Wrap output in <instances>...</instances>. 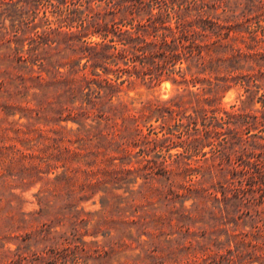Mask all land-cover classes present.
Instances as JSON below:
<instances>
[{
  "label": "rangeland",
  "instance_id": "rangeland-1",
  "mask_svg": "<svg viewBox=\"0 0 264 264\" xmlns=\"http://www.w3.org/2000/svg\"><path fill=\"white\" fill-rule=\"evenodd\" d=\"M0 264H264V0H0Z\"/></svg>",
  "mask_w": 264,
  "mask_h": 264
},
{
  "label": "trees",
  "instance_id": "trees-1",
  "mask_svg": "<svg viewBox=\"0 0 264 264\" xmlns=\"http://www.w3.org/2000/svg\"><path fill=\"white\" fill-rule=\"evenodd\" d=\"M109 3H113V0H109ZM126 5V4H124ZM128 8H130V12L131 14H133V9H134V4H130V5H126ZM132 21L135 19V16L132 15L131 17ZM132 24V22H131ZM107 25V24H106ZM108 25H107V29H106V33H103V35L105 37H102V41H99V42H95L94 45L95 46H100L102 45V47L104 46H107L105 44V38L108 37ZM155 36V39L152 40L151 42H147L145 39L142 41H140V43L142 42V44H135L133 45V48L136 50V51H143L144 49H146L147 47H157L159 45V43H162V41L160 42V37H162V40L164 41V43L166 45H169V42H168V39H167V36L166 35H161V34H157V35H154ZM130 38L131 40H135L136 37H133L132 36V33H130ZM189 39V38H187ZM129 42V41H128ZM128 42L124 43V44H127ZM104 44V45H103ZM196 46H199L201 48V45H196ZM110 48H116V46H113V47H110ZM209 48V47H208ZM109 49V48H108ZM123 50V49H122ZM99 52V51H98ZM240 52V51H239ZM114 53H115V50L112 52L111 49H109V51H105V53H103V57H104V61L106 62V65H107V68L105 70H110V61L111 59L113 58L114 56ZM199 54H200V58L203 57L202 55V50L200 49L199 50ZM112 64H115V62L113 61ZM117 70H120L119 68ZM176 71L173 69L170 71V74H173L175 73ZM95 75H98V73H94ZM152 77V76H151ZM176 80V79H175ZM125 80L122 81V83H124ZM116 86V84L113 83L112 79L110 78H106V84H98L97 85V88L95 89L96 91H98V94H100L99 97H106L107 101H110L111 104V107L114 108V110H117L120 109L121 111H124V110H129V109H132V110H135L134 107H131L133 106V102H127L125 100H118V102L115 104L113 102V98L115 96L114 93H112L111 91V88H114ZM89 90H91V85L89 84ZM104 90V91H103ZM89 104L91 105H96V103H93V100H89L88 102ZM132 104V105H131ZM124 118V117H123ZM128 118V117H127ZM136 117H135V113L132 114V118L131 120L135 121ZM125 120V118H124ZM137 120V119H136Z\"/></svg>",
  "mask_w": 264,
  "mask_h": 264
},
{
  "label": "bare ground",
  "instance_id": "bare-ground-1",
  "mask_svg": "<svg viewBox=\"0 0 264 264\" xmlns=\"http://www.w3.org/2000/svg\"><path fill=\"white\" fill-rule=\"evenodd\" d=\"M166 86H168V84H166Z\"/></svg>",
  "mask_w": 264,
  "mask_h": 264
}]
</instances>
